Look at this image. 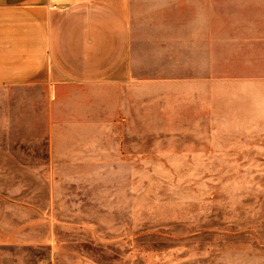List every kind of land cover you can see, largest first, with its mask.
Segmentation results:
<instances>
[{
  "label": "crops",
  "instance_id": "1",
  "mask_svg": "<svg viewBox=\"0 0 264 264\" xmlns=\"http://www.w3.org/2000/svg\"><path fill=\"white\" fill-rule=\"evenodd\" d=\"M131 5L0 0V89L45 88L51 133L87 145L51 144L45 160L10 155L0 168L87 167L104 143H132L136 93L143 102L173 96L184 126L176 135L255 134L264 121V0H152L139 22ZM36 229L0 227V264H56L53 227L42 239Z\"/></svg>",
  "mask_w": 264,
  "mask_h": 264
},
{
  "label": "rangeland",
  "instance_id": "2",
  "mask_svg": "<svg viewBox=\"0 0 264 264\" xmlns=\"http://www.w3.org/2000/svg\"><path fill=\"white\" fill-rule=\"evenodd\" d=\"M150 5L132 0L136 22ZM45 92L0 89V159L87 147L51 133ZM173 99L136 93L132 143H104L87 167L0 168V227H53L56 264H264V121L180 136Z\"/></svg>",
  "mask_w": 264,
  "mask_h": 264
}]
</instances>
